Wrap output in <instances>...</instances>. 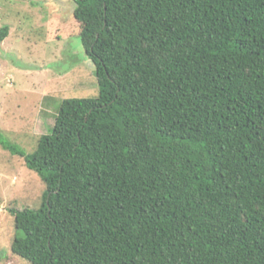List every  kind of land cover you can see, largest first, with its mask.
<instances>
[{
  "label": "trees",
  "instance_id": "trees-1",
  "mask_svg": "<svg viewBox=\"0 0 264 264\" xmlns=\"http://www.w3.org/2000/svg\"><path fill=\"white\" fill-rule=\"evenodd\" d=\"M72 1L100 92L63 101L32 154L0 131L46 186L9 210L13 253L264 264V0Z\"/></svg>",
  "mask_w": 264,
  "mask_h": 264
},
{
  "label": "rangeland",
  "instance_id": "rangeland-1",
  "mask_svg": "<svg viewBox=\"0 0 264 264\" xmlns=\"http://www.w3.org/2000/svg\"><path fill=\"white\" fill-rule=\"evenodd\" d=\"M72 0H0V131L32 154L51 132L63 101L97 98L95 64L82 44ZM46 186L24 158L0 144V264H31L12 250L10 209L40 208Z\"/></svg>",
  "mask_w": 264,
  "mask_h": 264
}]
</instances>
